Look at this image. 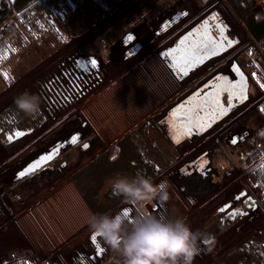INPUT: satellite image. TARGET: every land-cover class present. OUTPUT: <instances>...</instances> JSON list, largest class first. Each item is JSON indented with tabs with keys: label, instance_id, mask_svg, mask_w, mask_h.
<instances>
[{
	"label": "rangeland",
	"instance_id": "rangeland-1",
	"mask_svg": "<svg viewBox=\"0 0 264 264\" xmlns=\"http://www.w3.org/2000/svg\"><path fill=\"white\" fill-rule=\"evenodd\" d=\"M176 1L67 0L66 6L52 9L44 17L29 18L20 34L0 49V109L19 93L28 91L40 97V112L43 115L42 123L26 135L21 144L6 146L3 134L0 135V264L13 258L34 264L48 260L56 264H123V258L111 250L102 238L96 236L93 241L86 219L92 213L115 214L125 207L130 210L129 219L137 214L133 208L135 205L122 197L109 195L107 188L110 180L117 175H134L136 167L129 162L140 152L149 162L148 169L160 168L152 179L154 183L165 186L168 192L167 201L153 200L148 209L163 218L184 217L191 229L201 234L197 241L200 251L193 264H257L252 250L264 237V190L261 192L258 183L250 182L248 174L263 163L264 152L244 163L245 153H237L221 138L239 121L254 131L259 123L255 110L250 109L238 120L227 121L217 127L211 136H195L180 146L165 140L162 132L154 126L153 131L152 124H149L152 121L143 125L146 130L142 125L138 126L142 129L137 133L145 131L142 138L130 139L136 134L131 132L120 139V134L141 123L146 113L134 115L130 122H125L127 116L139 112L156 96L155 89L152 92L144 89L136 91L142 82H150L152 78L153 82L157 80V77L150 76L161 74L154 69L155 62L133 57L128 62L126 73H122L120 81L115 82L113 87L107 90L102 85L104 82H100L75 100L72 97L74 85L71 73L60 71L63 66L70 69L68 60L78 52V55H93L107 61L106 45L111 41H106V31L137 4L151 5L157 10ZM178 2L191 5V15L174 27L176 29L157 38V42L162 44L178 35L196 19L204 6L217 8L230 22L233 33L245 41L234 49L233 54L247 46V55L254 63L251 74L259 71L262 76L261 82L256 79L261 90L253 86L248 102L252 101L251 106L261 100L259 108L263 107L261 111L264 112V87L261 86L264 85V55L247 35L241 22L223 0ZM148 48L143 56L150 55L155 59L154 45L149 44ZM237 58L241 59L240 54ZM141 63L149 70L143 66L138 68ZM243 65L246 68L247 62ZM54 83L59 86L58 96L54 94ZM177 89L176 82H173L169 92ZM176 93L175 96H178ZM162 94L163 89L158 96ZM163 105L166 107L168 104ZM158 110L156 115L163 111ZM126 123L129 125L125 127ZM155 131L159 132L158 136ZM73 137L76 138L75 143ZM151 137L155 139L151 141ZM210 144L217 146L213 167L221 169L211 180L220 187L224 185V188L211 198L207 195L190 201L172 182L171 175L176 176L181 164L193 159ZM51 149L55 156L46 166L14 179L19 167L33 156ZM113 156L116 158L111 159ZM136 164L141 166L139 162ZM148 169L146 175L150 176L152 172ZM226 172H231L228 177H224ZM241 190H245L252 199V206L247 208L246 214L222 224L221 229L208 236L205 230H213L216 220L219 221L215 212L220 201L230 191Z\"/></svg>",
	"mask_w": 264,
	"mask_h": 264
},
{
	"label": "flooded vegetation",
	"instance_id": "flooded-vegetation-1",
	"mask_svg": "<svg viewBox=\"0 0 264 264\" xmlns=\"http://www.w3.org/2000/svg\"><path fill=\"white\" fill-rule=\"evenodd\" d=\"M190 6L182 2L180 3L178 0L174 4L164 5L157 10L153 9L151 5L148 7L144 4H137L124 17H121L117 23L110 25L109 27L111 28L106 31L105 39L106 41H111L106 45L107 61L101 57L96 58L91 55L94 57L92 60L95 61V64H93L92 60L87 57L88 55H78V52L74 54L71 60H68L67 65L70 68L69 70L64 66L61 68V73H71L72 75L71 82L74 85V95L72 97L75 100L100 82H104L102 85L104 84L107 90L113 87L115 82L120 81L118 79L123 76L122 73L127 71L128 62L133 57H140L137 58L140 61L155 62L154 69L159 71L161 76L158 74L157 76L149 75L151 78L157 77V80L153 82L152 78L150 82H142L140 88L138 89L137 86V89H135L136 91L144 89L149 92L155 89L156 96L154 100H151L149 105L139 112L127 116L125 122H130V119L134 115L136 117L139 114L146 113L143 117L140 116L142 117L141 123L129 131L121 133L120 139L122 137L125 138L131 132H135L136 134L131 135L132 138L129 136L130 139L142 138V134L145 131L141 133L137 132L142 128L146 130L147 128L143 125L148 121H152V123H149L152 126H149L153 131L152 127L154 126L162 132L161 135L165 140H168L174 146H180L183 142H187L186 140H190L195 136H202L204 134L211 136L217 127L225 125L227 121H232V119L238 120L242 115L247 114L250 109L255 110L258 116L259 123L256 129L264 127V112L261 111L263 107L259 108L261 100L253 102L251 106L249 104L252 101L248 102L253 86L258 91L261 90L260 84L256 79H259L261 82L262 76L259 71L255 75L251 74V66L254 63L252 57L247 55V46H244L237 54H233L234 49L237 46L243 45L245 41L233 33L232 26L229 24L230 22L222 15L220 10L204 6L198 12L196 19L189 22L178 35L165 43L161 44L157 42V38L170 30L176 29L174 27L178 26L185 19L187 20L192 13ZM136 28L138 30V39L145 42V44L135 54L121 60L125 55L124 51L126 47L119 48L117 46L113 47V45L118 39ZM186 32L189 34L185 39L184 48L195 51L198 56L179 63L175 61V52L173 51L175 48L173 47L177 39ZM149 44L154 45L156 51L154 54L155 59L151 58L150 55L143 56V54H147L146 47L148 48ZM239 54L241 59L237 58ZM244 62H247L246 68L243 65ZM143 63L138 68L142 67ZM118 67V70L113 71L114 68ZM142 68L147 71L149 70L144 66ZM111 71L116 73H112ZM124 81H127V79ZM170 81L171 83L176 82L178 91L169 92ZM162 89L163 94L158 96L162 93ZM55 92L58 96L59 91ZM175 92L178 93V96H175ZM163 103L168 105L162 107L164 106ZM13 107H15V104ZM159 108L163 109V111L156 115L155 113ZM21 114L23 113L21 112ZM13 116L10 117L11 124L8 128H0V133L3 134L2 139L5 144L6 140L4 136L6 134L13 133L18 128L32 129V131H35L37 128H32L31 125L32 121L35 120L34 117L25 114L22 116L20 114L17 115L24 121L25 124L23 125L20 124L21 122L17 116ZM126 125L129 124L126 123L125 127ZM139 125H142V128H138ZM256 129L251 131L244 122L239 121L221 138L226 143V146L229 145L235 148L237 153L248 155L251 151L258 148L260 144ZM32 131L26 135L32 133ZM154 134L158 136L159 132L155 131ZM183 135L185 136L184 138L181 137ZM154 139L151 137L150 140ZM13 144H21V141ZM210 148L211 168L207 179L204 180L201 176L194 174L182 177L178 173L179 167L177 168L176 176L171 175L172 182L178 186L179 190L190 201L199 200L200 198L207 197V195V198H211L220 189L224 188V185L220 187L217 182L211 180L212 176H217L221 170L220 167H213V156L217 152L216 144H210L195 157ZM139 156L143 157L141 152ZM23 166L19 167L17 171L21 170ZM39 170L40 168L36 172ZM230 173L226 172L224 177H228ZM230 194L231 196H229ZM220 202L221 204L216 209L215 214L222 224H226L244 213L246 214L247 208L252 206L253 203L252 199L246 195L245 190H241L240 192L233 191V193L230 191ZM133 208L137 211L136 206H133ZM122 212H124V209ZM129 212L130 210L128 209L127 216L130 215Z\"/></svg>",
	"mask_w": 264,
	"mask_h": 264
},
{
	"label": "clouds",
	"instance_id": "clouds-1",
	"mask_svg": "<svg viewBox=\"0 0 264 264\" xmlns=\"http://www.w3.org/2000/svg\"><path fill=\"white\" fill-rule=\"evenodd\" d=\"M13 102L27 116L40 113V97L34 93L21 92ZM110 187L114 196L135 205L137 214L129 219L124 212L92 213L86 224L123 258V264H193L201 234L193 231L184 217L163 218L148 209L153 200L167 201L165 186L137 171L131 177L117 175L110 180Z\"/></svg>",
	"mask_w": 264,
	"mask_h": 264
},
{
	"label": "trees",
	"instance_id": "trees-1",
	"mask_svg": "<svg viewBox=\"0 0 264 264\" xmlns=\"http://www.w3.org/2000/svg\"><path fill=\"white\" fill-rule=\"evenodd\" d=\"M73 2H78L79 0H71ZM225 5L231 11V13L238 19L247 35L252 39V41L258 46L262 54L264 55V10H261L253 0H223ZM67 0H0V49L4 48L16 35H19L24 22L29 20L31 17H44L52 12V9L58 8L60 6H66ZM1 74V73H0ZM5 79V77H3ZM66 85V84H65ZM57 87V88H56ZM57 89V90H56ZM59 86L54 83V94L57 96L55 91H58ZM64 93V92H63ZM14 101V100H13ZM11 101L2 109H0V128L6 129L11 124L10 117L17 116L21 112L15 107H13L14 102ZM19 111V112H18ZM13 116V117H14ZM20 124H25L19 116ZM35 120L32 121V128L38 127L43 121V115L41 112L38 116L34 117ZM17 120V119H16ZM27 126V125H26ZM264 127L258 129L257 138L260 142L259 147L251 151L248 155L243 158L244 163H248L255 157L259 156L264 152ZM1 135V133H0ZM140 154L135 157H131L129 162L131 166H135L133 173L141 171L146 174L148 169L147 165L149 162L144 157H140ZM133 158V160H132ZM136 162H139L141 166L137 167ZM152 172L151 177L155 176L160 168L148 169ZM248 179L250 182L258 183L259 190L262 192L264 190V161L262 164L254 168L248 174ZM110 191H109V190ZM107 190L109 195H113L110 185ZM217 225L213 230L207 231V235L211 236L216 230L221 229V221L216 220ZM226 223V222H225ZM204 231V230H203ZM203 233V232H201ZM252 254L255 257L257 264H264V237L261 241L254 245ZM2 264H34L27 262L24 259L13 258L10 261L4 262ZM36 264H56L53 260L41 261Z\"/></svg>",
	"mask_w": 264,
	"mask_h": 264
},
{
	"label": "water",
	"instance_id": "water-1",
	"mask_svg": "<svg viewBox=\"0 0 264 264\" xmlns=\"http://www.w3.org/2000/svg\"><path fill=\"white\" fill-rule=\"evenodd\" d=\"M189 33H184L181 35L177 41L176 44L174 45L173 48H175L173 51L175 52V61L176 62H184L189 58L194 59L198 54L193 51V50H186L184 47V42ZM131 35L133 37L132 40L127 41V36ZM145 42L141 41L138 39V30L137 28L134 29L133 31H130L127 35L123 36L122 38L118 39L114 45L119 48L126 47L125 49V55L121 60L127 59L128 57L132 56L135 54L139 49H141L144 46ZM88 58L91 60L94 59L93 56L88 55ZM93 61V60H92ZM203 129V126H202ZM32 129H24V128H18L15 130L13 133H8L5 135V140H6V146H10L15 142L21 141L25 135L29 132H31ZM19 133V134H18ZM180 133V132H179ZM11 137V139H9ZM184 138L185 136H181ZM210 149L207 151H204L202 154H199L197 157L194 159L187 161L183 163L181 166L178 168V173L182 176H188V175H199L201 176L202 179H207L209 177V170L211 168V158L209 157ZM54 150H48L47 152H42L41 154L33 157L26 165H24L21 170L17 171L16 176L14 179H17L18 177H22L19 175L21 171H24L26 168L31 167V171H28L25 173L24 176L36 171L37 169L45 166L48 162L52 160V158L55 156L54 155ZM198 173V174H197Z\"/></svg>",
	"mask_w": 264,
	"mask_h": 264
},
{
	"label": "snow or ice",
	"instance_id": "snow-or-ice-1",
	"mask_svg": "<svg viewBox=\"0 0 264 264\" xmlns=\"http://www.w3.org/2000/svg\"><path fill=\"white\" fill-rule=\"evenodd\" d=\"M126 39H127V41H130V40L133 39V37H132L131 35H128ZM92 63L95 64V61L93 60ZM261 86L264 87V85H261ZM18 134H19V133H18ZM262 134H264V133H262ZM9 139H11V137H9ZM72 139H73V142L75 143V142H76V138L73 137ZM233 143H235V141H233ZM84 147H87V145H84ZM31 170H32L31 167L26 168L24 171H21V172L19 173V175H20V176H24L26 172L31 171ZM124 212H125V214L128 213V209H127V207H125ZM92 239H93V241L95 242V240H96V236H95L94 234L92 235Z\"/></svg>",
	"mask_w": 264,
	"mask_h": 264
},
{
	"label": "built area",
	"instance_id": "built-area-1",
	"mask_svg": "<svg viewBox=\"0 0 264 264\" xmlns=\"http://www.w3.org/2000/svg\"><path fill=\"white\" fill-rule=\"evenodd\" d=\"M253 2L260 7L261 10H264V0H253Z\"/></svg>",
	"mask_w": 264,
	"mask_h": 264
}]
</instances>
